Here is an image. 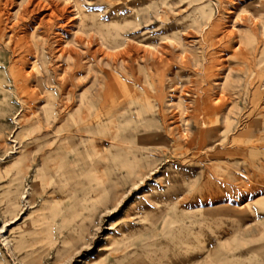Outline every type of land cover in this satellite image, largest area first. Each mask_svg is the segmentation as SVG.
Listing matches in <instances>:
<instances>
[{
	"label": "rangeland",
	"instance_id": "rangeland-1",
	"mask_svg": "<svg viewBox=\"0 0 264 264\" xmlns=\"http://www.w3.org/2000/svg\"><path fill=\"white\" fill-rule=\"evenodd\" d=\"M40 1L0 0V264H264V0Z\"/></svg>",
	"mask_w": 264,
	"mask_h": 264
},
{
	"label": "bare ground",
	"instance_id": "bare-ground-1",
	"mask_svg": "<svg viewBox=\"0 0 264 264\" xmlns=\"http://www.w3.org/2000/svg\"><path fill=\"white\" fill-rule=\"evenodd\" d=\"M37 1H38V0H37ZM217 2H218V1H217ZM43 3H45V0H44V1L41 0V1L39 2L38 6L41 7ZM251 4H252V3H251ZM251 4H249V5H251ZM263 10H264V9H262V11H263ZM206 40H207V39H206ZM263 52H264V51H263ZM12 75L14 76V73H12ZM150 86H151V85H150ZM255 98H256V97H255V94H254V95H253V99L255 100ZM260 101H261V100H260ZM150 102H151V101H150ZM216 106H217V105H216ZM217 107H218V106H217ZM215 108H216V107H215ZM216 109H217V108H216ZM90 130H92V129H90ZM225 134H226V132H225ZM217 135H218V134H217ZM219 136H220V135H219ZM224 137H225V136H224ZM225 138H226V137H225ZM225 140H226V139H225ZM226 143H227V141H226ZM242 148H243V147H242ZM247 149H248V148H247ZM244 152H245V154H246V151H244ZM220 154H221V153H220ZM222 155H223V154H222ZM220 161H221V160H220ZM244 162H245V161H244ZM222 163L224 164L225 162L223 161ZM231 163H232V162H231ZM226 164H227V163H226ZM230 165H231V164H230ZM221 207L224 208V209H231L228 205H222V206L220 205V206H217L216 209L221 208Z\"/></svg>",
	"mask_w": 264,
	"mask_h": 264
}]
</instances>
